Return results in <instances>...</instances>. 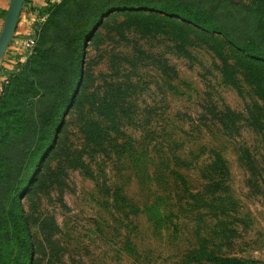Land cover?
<instances>
[{"label": "rangeland", "instance_id": "rangeland-1", "mask_svg": "<svg viewBox=\"0 0 264 264\" xmlns=\"http://www.w3.org/2000/svg\"><path fill=\"white\" fill-rule=\"evenodd\" d=\"M61 1L25 2L0 62V96ZM125 15L102 16L82 43L83 85L53 148H43L48 88L27 94L14 112L20 126L0 116V264L264 260V60L246 64L221 34L162 14ZM71 25L63 17L46 42L61 44L52 57L67 78Z\"/></svg>", "mask_w": 264, "mask_h": 264}, {"label": "trees", "instance_id": "trees-1", "mask_svg": "<svg viewBox=\"0 0 264 264\" xmlns=\"http://www.w3.org/2000/svg\"><path fill=\"white\" fill-rule=\"evenodd\" d=\"M48 10L50 16L44 24L35 56L29 60L23 71L12 76L5 86L3 95L0 96V110H5L0 115L1 122L7 126H20L18 125L20 116L14 115V112H20V106L22 103L25 104L27 94L41 86L48 88L50 94L53 93L55 102L46 110L47 113L43 114L50 120L49 130L52 135V140L47 143L48 147L47 145L43 147L46 146L47 149L55 145L56 134L64 123L65 111L73 108L78 101L79 88L83 85L78 82L84 73L81 65L84 50L82 43L95 37L97 32L92 31L93 26L101 21L102 16L111 17L114 11L125 12L129 21L133 16L138 15L142 19L143 11L162 14L197 30L221 34L237 52L241 53V59L246 64L264 60L262 47L264 0H252L251 5H240L232 0H62L60 3H51ZM63 17H68L72 23L71 29L65 28L68 30L67 47L72 60L68 78L57 70L59 62L54 61L52 57L59 51L60 43L57 44L55 39L52 46H46L49 35L56 33L53 28H59ZM101 25H104V21L97 26ZM74 29L77 31H73ZM50 72L56 74L50 77L48 75ZM257 77L260 82L258 74ZM97 109L106 112L101 109L100 104L95 108ZM88 127L94 131L98 128V121L93 119ZM47 131L46 129L45 133ZM5 137L10 139L12 134L9 132ZM4 140L6 138H3ZM2 162L3 159L0 158L1 166H3ZM3 176L4 171L0 169V181ZM37 176V173L32 175L28 189L31 190ZM24 247H27L26 243ZM208 259L212 264H264V260L222 256L215 253L209 255Z\"/></svg>", "mask_w": 264, "mask_h": 264}, {"label": "water", "instance_id": "water-1", "mask_svg": "<svg viewBox=\"0 0 264 264\" xmlns=\"http://www.w3.org/2000/svg\"><path fill=\"white\" fill-rule=\"evenodd\" d=\"M27 0H10L4 26L0 33V62L18 26L20 14Z\"/></svg>", "mask_w": 264, "mask_h": 264}, {"label": "crops", "instance_id": "crops-1", "mask_svg": "<svg viewBox=\"0 0 264 264\" xmlns=\"http://www.w3.org/2000/svg\"><path fill=\"white\" fill-rule=\"evenodd\" d=\"M8 2L9 0H0V16H2L1 14L4 13L5 9L7 8Z\"/></svg>", "mask_w": 264, "mask_h": 264}]
</instances>
